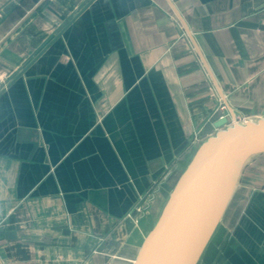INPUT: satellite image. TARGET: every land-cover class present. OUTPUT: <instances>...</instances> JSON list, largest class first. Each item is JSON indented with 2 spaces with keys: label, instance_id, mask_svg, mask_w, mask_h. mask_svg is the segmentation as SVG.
I'll list each match as a JSON object with an SVG mask.
<instances>
[{
  "label": "crops",
  "instance_id": "1",
  "mask_svg": "<svg viewBox=\"0 0 264 264\" xmlns=\"http://www.w3.org/2000/svg\"><path fill=\"white\" fill-rule=\"evenodd\" d=\"M86 1L0 0V89ZM222 104L264 113V0L92 1L0 94V264H133ZM196 264H264V152Z\"/></svg>",
  "mask_w": 264,
  "mask_h": 264
},
{
  "label": "water",
  "instance_id": "2",
  "mask_svg": "<svg viewBox=\"0 0 264 264\" xmlns=\"http://www.w3.org/2000/svg\"><path fill=\"white\" fill-rule=\"evenodd\" d=\"M87 0L0 89L20 77L50 44L88 7ZM203 140L180 173L162 211L140 246L133 264H196L230 196L243 164L264 152V119L227 125ZM226 126L225 128H222ZM7 236L11 233H5Z\"/></svg>",
  "mask_w": 264,
  "mask_h": 264
},
{
  "label": "rangeland",
  "instance_id": "3",
  "mask_svg": "<svg viewBox=\"0 0 264 264\" xmlns=\"http://www.w3.org/2000/svg\"><path fill=\"white\" fill-rule=\"evenodd\" d=\"M0 13H1V11H0ZM242 116L243 117H245L248 121H257V120H259V119H264V113H259L258 115H245V114H239V116L238 115H235V119H236V121L237 122H242ZM239 118V119H238ZM233 122L234 121H231L230 123H229V125H232L233 124ZM213 126V125H212ZM226 126H223L222 128H225ZM217 131V128H215L214 126H213V128H212V130H211V132H210V134L211 135H213L215 132ZM210 135V136H211ZM201 137H199V142H198V140H196L195 142L198 144V143H201L203 140H205L206 138H204V137H202L201 139H200ZM201 140V141H200ZM218 224V222L216 223V225Z\"/></svg>",
  "mask_w": 264,
  "mask_h": 264
},
{
  "label": "built area",
  "instance_id": "4",
  "mask_svg": "<svg viewBox=\"0 0 264 264\" xmlns=\"http://www.w3.org/2000/svg\"><path fill=\"white\" fill-rule=\"evenodd\" d=\"M219 110H220L221 113H220V115H219L218 118L226 117L227 120H228V123H227L228 126H230L229 123H230L231 121H234L233 124H235V123H244L245 121H248L245 117L242 116V119H243L242 122H237L236 119H235V116L230 117V116L228 115V113H226V111H225V110H226V106H225L224 104H222V105L219 106ZM224 111H225V112H224ZM238 116H239V115H238ZM238 119H239V118H238ZM233 124H232V125H233Z\"/></svg>",
  "mask_w": 264,
  "mask_h": 264
}]
</instances>
